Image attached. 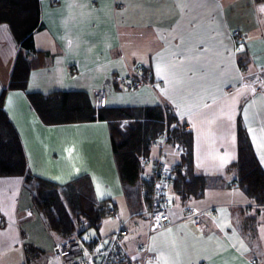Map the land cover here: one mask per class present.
I'll list each match as a JSON object with an SVG mask.
<instances>
[{
	"label": "crops",
	"instance_id": "0c3cea01",
	"mask_svg": "<svg viewBox=\"0 0 264 264\" xmlns=\"http://www.w3.org/2000/svg\"><path fill=\"white\" fill-rule=\"evenodd\" d=\"M261 7L264 2L257 0H40L37 53L29 56L25 90L8 87L19 46L0 25L2 109L27 171L61 185L88 176L95 198L114 205L134 264H264V208L258 211L240 189L226 186L236 178L238 125L264 171V96L240 87L242 74H264ZM233 31L242 34L239 44ZM136 67L146 71L152 86L128 89L112 82ZM100 88L107 91L108 109L168 108L192 133L193 172L221 181L202 198L185 201L170 187V224L148 241L143 202L132 213L124 197L108 123L46 126L27 97L81 91L94 105L93 91ZM170 147L164 165L173 170L181 156ZM154 157L150 151L148 158ZM33 215L40 217L23 180L1 178L0 250L14 246L25 254L32 245L23 243L21 228ZM146 242L156 258L144 262L137 248Z\"/></svg>",
	"mask_w": 264,
	"mask_h": 264
},
{
	"label": "trees",
	"instance_id": "16d2710c",
	"mask_svg": "<svg viewBox=\"0 0 264 264\" xmlns=\"http://www.w3.org/2000/svg\"><path fill=\"white\" fill-rule=\"evenodd\" d=\"M40 0H0V25H6L19 46L9 89L25 90L31 68L29 56L36 52L33 35L40 28ZM264 2V0H257ZM143 78L146 71L143 69ZM150 82V81H149ZM5 90L0 94V179L21 178L31 196L32 208L41 217L47 231L58 240L81 236L87 228L99 229L102 220L115 213L114 205L95 198L88 176H79L61 185L31 175L26 169L24 153L11 122L2 109ZM30 105L46 126L106 121L112 156L122 191L132 213L139 212L149 184L145 180L140 158L149 157L164 129L169 145L180 148L181 163L174 169L173 192L182 200L200 199L209 189L221 186L220 180L193 172V137L168 109L102 108L96 110L88 94L81 91L27 94ZM127 121L125 128L120 127ZM165 122V126H164ZM186 166L187 170L183 167ZM233 167L236 178L227 187L240 189L259 209L264 208V171L260 167L243 128L238 125L237 160ZM35 256L38 250L25 247V255Z\"/></svg>",
	"mask_w": 264,
	"mask_h": 264
},
{
	"label": "built area",
	"instance_id": "2783aa9c",
	"mask_svg": "<svg viewBox=\"0 0 264 264\" xmlns=\"http://www.w3.org/2000/svg\"><path fill=\"white\" fill-rule=\"evenodd\" d=\"M232 38L235 44H239L242 41V34L239 31H233ZM112 82L122 84L128 89L142 84L152 86L149 81L143 78V69L138 67L131 68L128 77L120 78L116 76L112 79ZM240 83V87L264 96V74L262 72L248 75L242 74ZM93 97L96 110L106 107L107 91L104 88L94 90ZM160 107L163 115L166 116L168 108ZM122 123L127 125L125 120ZM168 138L165 128L157 142L158 156L154 159H149L148 157L140 158V163L144 168L148 167L149 169L145 175L149 190L143 202L142 212L147 221V241L152 235L164 230L170 224V200L167 190L172 187L174 169L169 170L164 165L165 150L167 146H170ZM175 150L181 156V149L175 148ZM183 169L187 170V167L184 166ZM125 236L126 230L124 225H121L119 229L103 240L98 238L85 240L81 236L61 240L55 245L46 264H134L123 244ZM137 251L142 255L144 262L156 258L155 255L150 254L147 242L138 246Z\"/></svg>",
	"mask_w": 264,
	"mask_h": 264
},
{
	"label": "rangeland",
	"instance_id": "374dc122",
	"mask_svg": "<svg viewBox=\"0 0 264 264\" xmlns=\"http://www.w3.org/2000/svg\"><path fill=\"white\" fill-rule=\"evenodd\" d=\"M120 124L121 128L126 127V125H123V123ZM170 149L173 148L170 146L166 147V157L168 152H170ZM158 154L159 149L157 148V144H154L151 147V155L155 156L154 158H156ZM107 203L111 205L110 202ZM122 204L123 202L119 203L117 207L118 212H120L123 208ZM117 228V220L112 215L102 220L98 230L95 228H87L82 233L81 238L85 240L102 238L110 231L117 230ZM21 231L23 234L24 244L35 246L36 248L41 249L43 252L38 250V253H36L35 256H31V254L28 252L26 255L23 254V250L20 247H6L3 250H0V264H46L50 254L53 252L55 241L58 242L60 240L48 233V231L44 228L40 217L38 218L35 215H33L30 222H27L22 226Z\"/></svg>",
	"mask_w": 264,
	"mask_h": 264
},
{
	"label": "snow or ice",
	"instance_id": "6c2138e0",
	"mask_svg": "<svg viewBox=\"0 0 264 264\" xmlns=\"http://www.w3.org/2000/svg\"><path fill=\"white\" fill-rule=\"evenodd\" d=\"M260 11H261V12H264V7H261V8H260ZM241 50H242V49H241ZM159 71H160V69L158 68V69H157L158 74H159ZM261 163H264V157H261Z\"/></svg>",
	"mask_w": 264,
	"mask_h": 264
}]
</instances>
